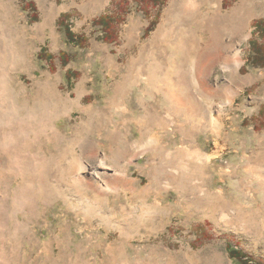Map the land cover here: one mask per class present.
<instances>
[{"label":"rangeland","instance_id":"obj_1","mask_svg":"<svg viewBox=\"0 0 264 264\" xmlns=\"http://www.w3.org/2000/svg\"><path fill=\"white\" fill-rule=\"evenodd\" d=\"M185 1L147 36L140 0H35L38 21L0 0V263L235 264L228 242L264 262V68L242 69L264 0Z\"/></svg>","mask_w":264,"mask_h":264},{"label":"trees","instance_id":"obj_2","mask_svg":"<svg viewBox=\"0 0 264 264\" xmlns=\"http://www.w3.org/2000/svg\"><path fill=\"white\" fill-rule=\"evenodd\" d=\"M140 0L141 4H144V11H150V6L158 7V11L155 14V18L150 22L149 26L146 28V35L148 36L155 28L156 24L159 21V15L161 11V7L166 4L167 0ZM22 7L24 10L29 11V16L31 21H38L39 10L35 0H22ZM152 3V4H149ZM127 8L125 5L117 8L115 12H104L97 17H95L92 23L95 26L99 27V31L101 34L98 35V39L103 40L108 43H118L120 37V26L126 20ZM73 18V13L70 12H62L57 20V24L60 30L64 33L66 43L68 45H72L77 48H87L89 45L90 37L85 33L76 32L73 28V23L71 22ZM255 30L253 35L249 39L250 45V53L248 54L247 61L243 65L242 69L247 66H253L255 68H264V43L262 39H264V17L257 19L254 22ZM75 53L72 51H61L60 59L64 66H67L71 61L74 60ZM41 59L49 61L52 63L55 59L52 53L48 52L47 46H43L39 53ZM68 72V80L69 83L74 84V81L80 76V72L76 69L69 68ZM248 92V90H247ZM255 119L260 120V123H256L257 128H264V105H262L259 114ZM212 236V235H211ZM210 238V234L205 233L203 231L199 234L196 239L197 242L202 243L205 239ZM197 243V244H199ZM227 249L230 257L234 261L235 264H264L261 260H254V258L246 253L242 248L236 247L231 242L227 243Z\"/></svg>","mask_w":264,"mask_h":264},{"label":"bare ground","instance_id":"obj_3","mask_svg":"<svg viewBox=\"0 0 264 264\" xmlns=\"http://www.w3.org/2000/svg\"><path fill=\"white\" fill-rule=\"evenodd\" d=\"M191 2H192V1H191ZM182 5H183L182 10H187V9H189L190 7H192V6H191V3H188V1H185V0H182ZM193 8H194V7H193ZM216 39H217V37H215L214 40H216ZM216 42H217V45H218L219 40H217ZM210 51H211V50L206 51V53H209ZM212 54H214V53L211 52L210 55H212ZM213 56H214V55H213ZM0 264H8V263L4 260V261H1Z\"/></svg>","mask_w":264,"mask_h":264}]
</instances>
